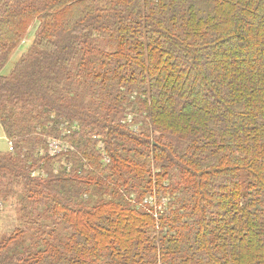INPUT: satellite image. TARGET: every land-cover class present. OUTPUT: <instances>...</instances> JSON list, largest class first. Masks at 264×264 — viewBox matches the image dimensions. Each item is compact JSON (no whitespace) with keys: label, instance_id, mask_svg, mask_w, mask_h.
<instances>
[{"label":"trees","instance_id":"1","mask_svg":"<svg viewBox=\"0 0 264 264\" xmlns=\"http://www.w3.org/2000/svg\"><path fill=\"white\" fill-rule=\"evenodd\" d=\"M0 124V264H264V0H0Z\"/></svg>","mask_w":264,"mask_h":264},{"label":"rangeland","instance_id":"2","mask_svg":"<svg viewBox=\"0 0 264 264\" xmlns=\"http://www.w3.org/2000/svg\"><path fill=\"white\" fill-rule=\"evenodd\" d=\"M35 30H36V23L31 26V28L28 31L25 39L19 45V47L17 48V50L15 51L13 56L11 57L10 61L3 68L2 74L8 75L12 71L15 63L18 61V59L21 57V55L33 43L34 38H35ZM132 118H133V116L127 117L126 122L130 124L129 127L132 129V131H135L136 127L132 123ZM76 123L77 122H75L73 125H76ZM2 129L3 128L0 124V152H6L9 149V144H8V142L4 136V132ZM51 139H54V138H51ZM57 140L63 146H67V144H69L62 137L58 138ZM70 149H71V145L69 146V150ZM64 152H67V150L62 151L61 153H64ZM46 154H48L52 157H55L54 155H52L50 153L49 142H48L47 147L41 151V155H46ZM60 154H58V155H60ZM103 156H104V160L106 162H108L109 159H108L107 155L104 153ZM66 166H67V162L62 161V163H61V161H57V160L53 162V166L51 165V167L53 168V171L55 170L56 173L61 172L63 168H66ZM70 166H71V164L68 167H70ZM51 170L52 169L50 168L47 172L49 173ZM40 175L47 176L46 170H44V171L38 170V171L32 172V176H34V177H38ZM133 199H135V197H133ZM146 199L150 200V197H147ZM17 205H18V198L16 195L13 194V195H10L6 198H4V195H0V239H2V238L6 239V238L12 237L11 235L14 233L13 231L20 225L19 214H18L19 211H18ZM14 236H15V234H14Z\"/></svg>","mask_w":264,"mask_h":264},{"label":"built area","instance_id":"3","mask_svg":"<svg viewBox=\"0 0 264 264\" xmlns=\"http://www.w3.org/2000/svg\"><path fill=\"white\" fill-rule=\"evenodd\" d=\"M65 145V144H64ZM49 148H50V153L54 156L60 154L64 150H69V146H63L59 143L57 139H50L49 141Z\"/></svg>","mask_w":264,"mask_h":264},{"label":"crops","instance_id":"4","mask_svg":"<svg viewBox=\"0 0 264 264\" xmlns=\"http://www.w3.org/2000/svg\"><path fill=\"white\" fill-rule=\"evenodd\" d=\"M1 126H2V125H1ZM2 128H3V127H2ZM2 130H3V129H2ZM3 132H4V130H3ZM4 136H5V138H6L7 142H8V144H9V149H8V151H6V152H9V151L12 150L11 143H10V141L7 139V137H6V135H5V132H4ZM3 153H5V152H3Z\"/></svg>","mask_w":264,"mask_h":264}]
</instances>
